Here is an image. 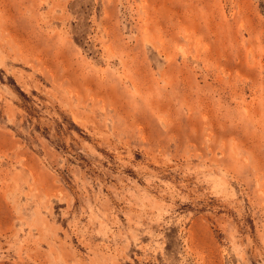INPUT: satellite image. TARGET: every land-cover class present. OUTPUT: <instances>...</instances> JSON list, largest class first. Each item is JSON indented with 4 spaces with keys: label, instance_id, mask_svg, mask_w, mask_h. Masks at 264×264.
I'll use <instances>...</instances> for the list:
<instances>
[{
    "label": "rangeland",
    "instance_id": "1",
    "mask_svg": "<svg viewBox=\"0 0 264 264\" xmlns=\"http://www.w3.org/2000/svg\"><path fill=\"white\" fill-rule=\"evenodd\" d=\"M0 264H264V0H0Z\"/></svg>",
    "mask_w": 264,
    "mask_h": 264
}]
</instances>
